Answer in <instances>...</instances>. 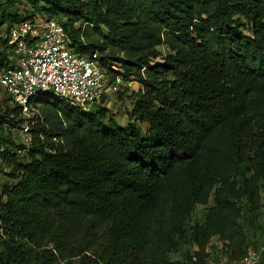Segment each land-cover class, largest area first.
<instances>
[{"label": "trees", "instance_id": "trees-1", "mask_svg": "<svg viewBox=\"0 0 264 264\" xmlns=\"http://www.w3.org/2000/svg\"><path fill=\"white\" fill-rule=\"evenodd\" d=\"M18 1L0 0V26L55 20L77 54L139 88L124 125L104 119L105 99L83 111L31 97L29 146L0 93V175L17 180L0 193V264H186L169 260L186 243L208 264L213 237L230 260L258 249L239 218L243 200L264 207V0H27V15ZM11 62L0 40V71Z\"/></svg>", "mask_w": 264, "mask_h": 264}, {"label": "built area", "instance_id": "built-area-1", "mask_svg": "<svg viewBox=\"0 0 264 264\" xmlns=\"http://www.w3.org/2000/svg\"><path fill=\"white\" fill-rule=\"evenodd\" d=\"M0 40L5 41L12 61L0 71V88L20 107L24 120L19 130L25 138L36 116L29 105L31 97L49 93L88 111L118 92L124 81L118 75L110 80L97 53L77 54L70 36L55 20L35 17L11 27L2 25ZM23 143L29 146V137ZM263 250L264 245L251 248L240 259L224 257L218 264H258Z\"/></svg>", "mask_w": 264, "mask_h": 264}, {"label": "rangeland", "instance_id": "rangeland-1", "mask_svg": "<svg viewBox=\"0 0 264 264\" xmlns=\"http://www.w3.org/2000/svg\"><path fill=\"white\" fill-rule=\"evenodd\" d=\"M15 8L21 15H27L33 13V8L27 0L18 1L15 4ZM241 21L242 18L240 19ZM80 23H76L75 27H79ZM85 23L83 24L84 27ZM92 27V25L90 26ZM93 29V28H92ZM94 36H98V33L94 30L91 31ZM162 54L168 52V49L161 45L158 47ZM161 58V57H160ZM139 88V85L135 81H121L118 86V92L109 95L105 101L103 102V107L107 108V113L104 116V119L107 120L109 118L113 119L116 123L124 125L128 122V116L130 114V110L132 109V101L136 99L134 95L132 99L129 98L132 92H135ZM0 93L3 91L0 88ZM133 122L141 129L143 135H145L148 124L143 122H137L133 120ZM10 133V132H9ZM13 134V138L17 142H23L28 139L29 135L24 136L21 135L20 130L11 131ZM5 135V134H4ZM11 136V134H10ZM17 180H9L8 177L0 175V193L3 185L6 183L10 187L16 183ZM264 185V182H263ZM261 202L264 203V194L261 192ZM213 205V197L212 195L208 199V203L206 205L198 204L195 209L191 212L188 219L185 221V232L189 234L192 231V227L195 224H203L205 213L208 207ZM241 215L239 218V222L243 226L245 235L248 239V243L256 246V245H264V215L263 210L264 207L261 206L256 213H252L245 200L241 201ZM208 256L206 258L208 264H218L225 257V253L220 246V240L216 237H213L207 247ZM197 251V247L194 244L186 243L182 245L180 250L173 251L169 254V260H186V264H191L196 261L193 256V253ZM187 257H193V259L188 260ZM77 259L74 260L76 262Z\"/></svg>", "mask_w": 264, "mask_h": 264}]
</instances>
